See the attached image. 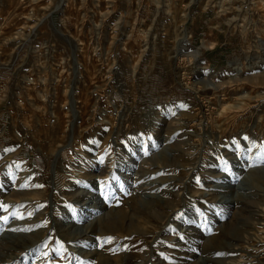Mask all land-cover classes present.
Listing matches in <instances>:
<instances>
[{"label": "rangeland", "instance_id": "1", "mask_svg": "<svg viewBox=\"0 0 264 264\" xmlns=\"http://www.w3.org/2000/svg\"><path fill=\"white\" fill-rule=\"evenodd\" d=\"M188 1L147 54L3 46L0 264H264V0Z\"/></svg>", "mask_w": 264, "mask_h": 264}, {"label": "built area", "instance_id": "2", "mask_svg": "<svg viewBox=\"0 0 264 264\" xmlns=\"http://www.w3.org/2000/svg\"><path fill=\"white\" fill-rule=\"evenodd\" d=\"M165 1L0 0V66L4 65L3 46L9 41L21 44L29 38L45 39L40 26L43 23L55 25L56 21L66 27L65 31L54 27L56 32L82 41L84 53H116L118 44L124 48L131 41L137 43L139 54L151 53L153 33L149 31V23L162 7L170 10V6L165 7ZM194 2L179 3V8L184 10L181 14L190 17L187 9ZM19 44H13V54L18 51ZM54 51L51 47L47 49L51 55ZM4 86L3 83L0 87Z\"/></svg>", "mask_w": 264, "mask_h": 264}, {"label": "bare ground", "instance_id": "3", "mask_svg": "<svg viewBox=\"0 0 264 264\" xmlns=\"http://www.w3.org/2000/svg\"><path fill=\"white\" fill-rule=\"evenodd\" d=\"M188 35V37L190 36L189 34H187ZM186 36V35H185ZM184 38V37H183ZM260 37H258V39H259ZM182 39V38H181ZM185 40V42L184 43H181V46L179 47V52H178V49H177V47L175 48L176 49V53H177V56H179V57H181V56H183L185 53H183V52H185L184 50H189L190 51V48H191V46L189 47V48H186L185 49V47H187L188 45L187 44H189L190 43V41L187 39V38H184ZM260 40V42L262 43V44H264V40L263 39H259ZM178 43H180V42H177V44ZM183 45V46H182ZM261 45V44H260ZM262 47V46H261ZM264 47V46H263ZM196 51V50H195ZM197 52V51H196ZM194 53V52H193ZM192 52H188V54L187 55H192L193 54ZM262 60L264 59V57H262L261 58ZM264 64V63H263ZM242 67H244V65L242 64V66H237L235 69H236V71H240L241 69H242ZM259 172H262V174H263V172H264V168H261V170L259 171ZM249 178H247L246 179V181H243V184L240 186V189L241 190H247V189H250V188H248L249 186H247V185H245V182H247V181H249L248 180ZM247 184V183H246ZM225 186H226V184H225ZM227 187V186H226ZM236 189V188H235ZM226 191V190H225ZM222 192H224V191H222ZM227 193V192H226ZM225 198V197H224ZM223 201H227V200H223ZM2 237L3 238H9V237H12L13 236V231L10 229V228H5V230H3L2 231ZM14 237V236H13ZM31 242V241H30ZM30 242H29V244H30ZM35 242V241H34ZM23 246H25V247H27L26 245H28V243H25V242H23V244H22ZM29 246V245H28Z\"/></svg>", "mask_w": 264, "mask_h": 264}]
</instances>
